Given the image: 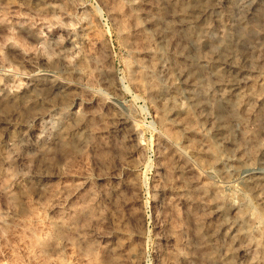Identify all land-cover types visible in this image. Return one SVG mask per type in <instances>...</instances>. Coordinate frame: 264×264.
Segmentation results:
<instances>
[{
    "label": "rangeland",
    "instance_id": "1",
    "mask_svg": "<svg viewBox=\"0 0 264 264\" xmlns=\"http://www.w3.org/2000/svg\"><path fill=\"white\" fill-rule=\"evenodd\" d=\"M240 1L206 0L214 8L203 14L209 28L193 52L208 59L228 35V61L257 83L262 109L264 17L255 37L241 34L238 23L264 10V0ZM131 7L165 18L178 11L164 0H0V264H223L226 246L232 264L257 261L252 239L223 235L239 225L236 177L222 187L227 203H198L183 192L185 183L223 184L196 163L190 148H202L211 119L181 139L168 134L157 111L174 73L169 58L178 59L179 50L170 45L169 57L155 56L131 20ZM182 18L174 19L180 24ZM177 29L184 39L191 28ZM143 76L158 83V94L142 85ZM54 78L57 86L45 84L26 94L27 101L1 98ZM224 88L209 83L202 91L211 100ZM179 102L187 105L185 98ZM259 124L260 114L247 120L250 128ZM132 127L137 137L125 139ZM263 157L257 159L262 176ZM183 161L192 166L186 181L175 171ZM197 223L203 231L221 224L211 260ZM262 227L254 220L251 232ZM34 233L48 239L45 251L32 245Z\"/></svg>",
    "mask_w": 264,
    "mask_h": 264
},
{
    "label": "bare ground",
    "instance_id": "2",
    "mask_svg": "<svg viewBox=\"0 0 264 264\" xmlns=\"http://www.w3.org/2000/svg\"><path fill=\"white\" fill-rule=\"evenodd\" d=\"M205 2L206 0H164V3L174 6L177 4L178 11L174 10L169 17L165 18L141 7H131L130 16L140 38L154 49L155 56L165 52L169 57L166 46L174 45L179 50L178 59L173 55L169 58L172 64L170 74L174 73L170 75L171 86L162 94L161 108L157 111V118L167 126L168 134L177 140L181 139L184 131L195 130L194 128L198 127L201 121L203 123L206 119H211L210 130L204 133L202 148H195L194 144L190 145V148L194 153L196 163L204 167L209 174L217 173L223 184L204 182L198 187L191 188L185 183L183 192L186 195H192L198 203L216 202L217 200L227 203L229 197L222 193V187L236 177L242 184L243 206L237 211L239 225L233 230L226 228L223 235L230 241L252 239L259 249L257 261L253 264H264V176L258 168L260 160L257 163L258 156L264 154V139L261 137V133H264V107L258 109L256 105L261 95L258 93L257 83L242 77V69L238 64L229 63L228 52L231 45L228 35L220 39L217 49L211 52L208 59L193 52L200 45V39L204 37L205 31L209 28L203 19V14L214 8L213 4L207 5L204 4ZM232 2L233 0H227L229 4ZM247 2L249 3V0H241L238 3L247 6ZM175 16H182L183 21L180 24L176 23ZM252 17L253 19L249 22L239 21L238 28L241 34L253 33L255 37L260 31L264 10L257 9ZM179 26L191 28L187 36L184 35V39L178 33ZM189 45L193 46V49H190ZM153 58L152 56L150 67H154L156 63ZM212 75L216 78L211 79ZM143 79L142 85L150 93L158 94V83L146 76H143ZM209 83L221 84L225 87L211 100L205 97L202 91L204 85ZM45 84L53 87L57 86L58 82L55 78L45 79V81L42 79L36 83H30L31 87L26 88L25 91L4 93L1 98L10 102L27 101L26 94L34 92L35 95L41 92ZM181 98L186 99L187 105L184 107L180 105ZM258 114L262 118V124L248 127V118L256 117ZM137 135V127H132L130 132L123 137L130 140L135 139ZM63 143L69 144L66 140H63ZM262 164L264 165V157ZM191 170L192 166L187 161L175 166V171L181 173L184 181ZM252 195L255 197L254 202L251 200ZM254 220L262 221L263 227L253 234L251 224ZM201 225L202 223H197V233L201 237L203 246L209 248L205 255L206 259L211 260L214 258L213 250L210 248L211 239L221 224L213 228L209 227L207 231L200 230ZM31 243L37 250L43 252L48 239L34 233ZM122 246L121 243L117 247V254L121 255L122 250H125ZM226 252V260L223 264H232L231 247L226 246ZM190 256L189 258H192L193 253H190ZM176 260L177 256H175ZM181 260L187 262L188 257L182 256Z\"/></svg>",
    "mask_w": 264,
    "mask_h": 264
}]
</instances>
